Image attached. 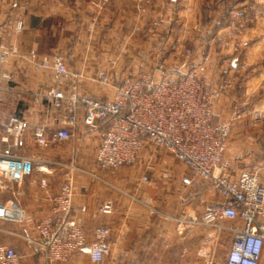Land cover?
I'll return each instance as SVG.
<instances>
[{
	"label": "crops",
	"instance_id": "obj_1",
	"mask_svg": "<svg viewBox=\"0 0 264 264\" xmlns=\"http://www.w3.org/2000/svg\"><path fill=\"white\" fill-rule=\"evenodd\" d=\"M234 10L250 14L241 34L230 28L229 15ZM17 22L22 23L20 31L15 28ZM239 39L247 40L249 46L236 56L233 45ZM159 48L164 49V62L175 76L205 61L203 78L209 91L222 78H234L235 85L214 101L212 120L231 123V129L237 131L235 137L242 135L245 115L251 109L247 99L264 86V0H0V59L4 52L12 54L0 60V72L11 77L0 81V151L5 147V123L11 115H18L28 121L29 129L24 147L14 151L36 163L19 189L24 222L0 219V232L12 226L17 235L35 238V223L48 216L69 159L76 157L78 160L71 162L77 169L72 216L89 241L94 240L97 229L108 230L109 251L102 264L207 263L211 234L189 226V222L201 218L202 200L210 203L217 199L211 185L196 179L198 186L190 189L182 183L183 178L191 177L190 171L177 165L163 149L152 146H145L132 166L101 169L95 157L103 125L85 126L83 113L78 111L71 129L67 109H53L41 97L58 87L66 94L109 100L113 86H100L98 75L107 74L113 84L139 71L154 70ZM184 49L191 51V59L184 57ZM31 55L37 60L62 56L72 76L61 80L52 70L35 69ZM235 112L245 114L235 118ZM40 126L48 133L66 128L72 136L38 146L33 131ZM230 149L225 160L237 175L250 157L231 156ZM42 180L46 186L41 185ZM16 190L15 184L0 189V204L14 200ZM106 205L109 213L102 210ZM8 243L0 245L15 251L20 247V241ZM198 251L204 260L198 259ZM30 253L24 249L25 255ZM25 264L92 263L87 258L48 263L44 258L27 257Z\"/></svg>",
	"mask_w": 264,
	"mask_h": 264
},
{
	"label": "built area",
	"instance_id": "obj_2",
	"mask_svg": "<svg viewBox=\"0 0 264 264\" xmlns=\"http://www.w3.org/2000/svg\"><path fill=\"white\" fill-rule=\"evenodd\" d=\"M107 1L102 0L103 3ZM229 18L230 28L241 34L247 28L250 14L247 10H234ZM15 28L20 31L22 23L17 22ZM247 47L248 43L243 39L236 40L233 52L239 56ZM164 54L163 48L156 50L158 60L154 70L139 71L132 78L117 83L111 84L108 75L100 73L98 84L113 86V96L109 100L76 92L66 94L58 87L49 89L41 97L53 109H67L68 126L75 123L78 111L83 113L85 126L103 125L95 157L101 169L132 166L141 150L149 145L163 149L190 171L191 177L182 179L190 189L198 186L197 180L211 185L217 199L210 203L202 200L201 218L189 222L193 228L210 232L211 246L212 240L218 241L222 234L230 236L231 242L223 262L211 260L210 264H260L264 256V187L257 169L233 174L225 160L231 123H214L212 120L214 101L232 88L235 80L230 76L222 78L217 87L209 91L203 78L205 61L193 64L185 73L175 76L165 64ZM11 55L4 52L1 59H9ZM183 55L191 59L192 53L184 49ZM31 60L35 69L52 70L58 79L67 80L72 76L60 55L39 60L31 55ZM245 66L242 64L241 68ZM2 79L10 80L11 77L0 72V81ZM243 113L235 112V118H242ZM250 117L254 124H264L263 112L255 111ZM28 129V121L18 115H11L3 129L5 147L0 151V189L7 190L9 185L15 184L17 190L14 200L6 199L0 204L1 220L16 223L25 220V210L18 199L19 189L36 163L32 158L16 154L14 149L24 147ZM71 136L66 128L48 133L45 126H40L33 131L34 142L42 147L50 141H65ZM76 170L72 163H68L59 191L51 198L50 212L35 223L36 237L29 239L28 245L48 263L64 262L77 252L92 264H102L109 251L108 230L97 229L94 240L89 241L72 216ZM41 185L46 186L44 180ZM102 210L109 213L110 206L106 205ZM19 262L20 256L13 248L0 245V264Z\"/></svg>",
	"mask_w": 264,
	"mask_h": 264
},
{
	"label": "rangeland",
	"instance_id": "obj_3",
	"mask_svg": "<svg viewBox=\"0 0 264 264\" xmlns=\"http://www.w3.org/2000/svg\"><path fill=\"white\" fill-rule=\"evenodd\" d=\"M248 43L247 40H244ZM249 46V43H248ZM135 76V75H134ZM249 104H250V111L246 113L245 118L246 120V125L243 128V134L239 135V137H235L237 134V131H235V128L232 127L230 131V137L228 140L227 148L232 150L230 151V155H237L239 154L238 158H247L250 157L248 162L243 164L241 166V170L245 169H257L258 170V175L260 182L262 186L264 187V124H254L251 120L250 114L255 112V111H261L264 113V86L262 89L256 91L252 96H250L248 99ZM71 129L75 128V123L73 125L68 126ZM230 145V146H229ZM149 146V145H148ZM73 147H70L72 150ZM226 149V152L227 150ZM225 152V155H226ZM226 159V157H225ZM78 160V159H77ZM76 157H70L69 162L71 163L72 161H77ZM177 165H180L177 161H175ZM7 231L0 232V243H5L7 244L8 241L10 240H17L20 241L19 245L20 247H14L16 249V253L18 256H20V264H25V259L27 257L37 260L40 258H43L41 255L37 254L35 250L28 245V240L29 239H35V238H30L26 235L19 236L17 235V231L14 227L10 226L6 228ZM212 246H211V251L207 254V263L210 264V261L213 260L218 263H222L223 260L225 259V254L227 253L229 249V245L231 242V238L227 234H222L219 238L218 241L215 239L212 240ZM10 243H8L9 245ZM10 246L13 247L12 244ZM28 248L31 250V253L29 255L24 254V249ZM200 251H198V259H203L204 256L203 253L199 254ZM203 252V251H201ZM202 255V256H201ZM201 256V257H200ZM70 258H87L83 254L80 253H73ZM260 264H264V256L262 257V260Z\"/></svg>",
	"mask_w": 264,
	"mask_h": 264
}]
</instances>
